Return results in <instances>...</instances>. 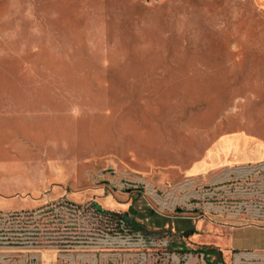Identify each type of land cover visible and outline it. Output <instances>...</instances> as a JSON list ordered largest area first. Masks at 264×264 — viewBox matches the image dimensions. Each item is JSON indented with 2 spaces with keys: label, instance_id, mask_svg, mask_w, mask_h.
Instances as JSON below:
<instances>
[{
  "label": "rangeland",
  "instance_id": "obj_1",
  "mask_svg": "<svg viewBox=\"0 0 264 264\" xmlns=\"http://www.w3.org/2000/svg\"><path fill=\"white\" fill-rule=\"evenodd\" d=\"M239 129L264 131L259 0H0V209L61 197L65 259L40 264H140L118 212L156 255L166 237L209 259L264 251L249 226L232 246L193 239L255 204L240 180L185 175Z\"/></svg>",
  "mask_w": 264,
  "mask_h": 264
},
{
  "label": "built area",
  "instance_id": "obj_2",
  "mask_svg": "<svg viewBox=\"0 0 264 264\" xmlns=\"http://www.w3.org/2000/svg\"><path fill=\"white\" fill-rule=\"evenodd\" d=\"M119 215L120 247L140 264H238L242 260L224 261L213 253L207 258L201 247L171 246L167 237L161 241V252L156 255L152 245L156 238L133 227L127 217ZM51 250L54 258L65 259L61 197L44 200L37 205L14 209H0V264H40ZM238 262V263H237ZM248 264H264V256L248 259Z\"/></svg>",
  "mask_w": 264,
  "mask_h": 264
},
{
  "label": "crops",
  "instance_id": "obj_3",
  "mask_svg": "<svg viewBox=\"0 0 264 264\" xmlns=\"http://www.w3.org/2000/svg\"><path fill=\"white\" fill-rule=\"evenodd\" d=\"M259 2L264 7V0H259ZM205 150L203 155L193 160L185 169L187 182L207 184L240 180L242 185L247 187L245 189L244 186L242 190L250 196L247 200H252L255 204L245 203L247 208L243 212L238 208L228 210L226 216L222 210L217 211L219 217H226V221L219 223L220 225L212 222L211 228L223 230V234L201 235L200 232H195L194 235L197 236L193 239L196 238L201 242L208 241L221 247L232 246L242 237H248L246 233L232 234V230H242L247 226L256 230H264V223L258 222L264 221V131L239 129L225 132L210 143ZM230 188L232 187L227 186L229 191L232 190ZM33 200L34 205L43 201L38 198H32L29 201ZM204 214L207 216V213ZM200 223L199 225H204V222ZM240 253L243 255H237L235 259L248 261L254 256H264V251Z\"/></svg>",
  "mask_w": 264,
  "mask_h": 264
},
{
  "label": "trees",
  "instance_id": "obj_4",
  "mask_svg": "<svg viewBox=\"0 0 264 264\" xmlns=\"http://www.w3.org/2000/svg\"><path fill=\"white\" fill-rule=\"evenodd\" d=\"M123 215H125L126 217H127V221L131 224V225H133V227H136L137 228V225H136V223H138L136 220H134L133 219V217L131 218L128 214H127V212H123L122 213ZM193 233H195V229L192 231ZM201 249L202 250H205V252H206V254L208 253V252H213L214 250H215V247H213V248H211V249H204L203 247H201Z\"/></svg>",
  "mask_w": 264,
  "mask_h": 264
},
{
  "label": "bare ground",
  "instance_id": "obj_5",
  "mask_svg": "<svg viewBox=\"0 0 264 264\" xmlns=\"http://www.w3.org/2000/svg\"><path fill=\"white\" fill-rule=\"evenodd\" d=\"M108 242V241H107Z\"/></svg>",
  "mask_w": 264,
  "mask_h": 264
}]
</instances>
